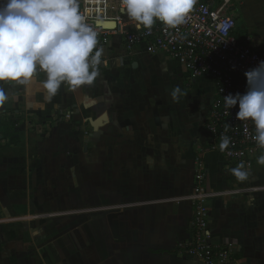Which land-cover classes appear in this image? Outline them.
Returning <instances> with one entry per match:
<instances>
[{
  "label": "crops",
  "instance_id": "0c3cea01",
  "mask_svg": "<svg viewBox=\"0 0 264 264\" xmlns=\"http://www.w3.org/2000/svg\"><path fill=\"white\" fill-rule=\"evenodd\" d=\"M229 10L264 55V0H230ZM101 59L91 84L62 86L51 101L42 74L30 85L0 82L8 97L0 116L17 122L16 141L0 135V264L37 263L29 249L44 246L40 238L48 264L51 250L66 254L87 241L97 264H198L171 250L190 236L191 209L181 197L191 191L199 154L206 187L217 193L208 201L214 242L231 245L239 255L233 264H264V166H244L249 178L241 182L231 172L239 164L209 149L212 79L190 80L164 53L128 51L117 37ZM96 118L102 123L94 130L88 120ZM78 206L95 208L55 221ZM58 226L79 232L41 237Z\"/></svg>",
  "mask_w": 264,
  "mask_h": 264
},
{
  "label": "built area",
  "instance_id": "2783aa9c",
  "mask_svg": "<svg viewBox=\"0 0 264 264\" xmlns=\"http://www.w3.org/2000/svg\"><path fill=\"white\" fill-rule=\"evenodd\" d=\"M229 4L230 0H196L185 21L174 28L157 21L150 29H137L135 24L130 27L125 21L120 0H78L85 22L98 33V49L110 46L111 38L117 37L128 51L137 46L149 54L164 53L184 68L190 80L199 76L211 78L213 98L204 121V128L212 137L209 149L219 152L228 162L249 167L264 149L252 138V122L237 120L238 105L227 110L223 96L244 93L245 71L256 67L264 55L255 50L247 36H237ZM101 22L113 26H103ZM103 61L100 58V63ZM37 73L44 76L41 71ZM222 136L230 140L224 151L219 147ZM216 195L206 187V170L199 154L195 158L191 191L181 197L191 209L190 236L174 246L173 255L198 264L235 263L231 245L217 244L211 235L208 201Z\"/></svg>",
  "mask_w": 264,
  "mask_h": 264
},
{
  "label": "clouds",
  "instance_id": "9594fccd",
  "mask_svg": "<svg viewBox=\"0 0 264 264\" xmlns=\"http://www.w3.org/2000/svg\"><path fill=\"white\" fill-rule=\"evenodd\" d=\"M195 2L120 0V6L137 29H150L157 21L174 28L185 21ZM97 45L98 33L85 22L78 0H0V82L30 85L41 71L44 79L40 84L45 99L51 101L62 86L75 89L94 81L102 55ZM244 75L246 91L223 96L224 107L231 110L238 105L236 119L252 122V138L264 149V60ZM171 95L178 100L181 89L175 88ZM7 98L0 89V103ZM229 143L222 136L220 150ZM257 163L264 166V153ZM231 172L238 181L249 178L243 164Z\"/></svg>",
  "mask_w": 264,
  "mask_h": 264
},
{
  "label": "rangeland",
  "instance_id": "374dc122",
  "mask_svg": "<svg viewBox=\"0 0 264 264\" xmlns=\"http://www.w3.org/2000/svg\"><path fill=\"white\" fill-rule=\"evenodd\" d=\"M234 5L236 6V3H234ZM83 206V205H82ZM83 209H86L88 208H95L94 206H90V207H82ZM82 208H79V206L73 210H67L68 211V214H64V215H61V216H58V218L55 220L56 222L57 221H60V220H63L64 218H68V219H71L73 220L75 217H77L78 215L77 214H80L78 213L79 210H82ZM88 212H92V211H88ZM84 213H87V212H84ZM38 220H45V219H42V217H40ZM75 221H79V219H75ZM45 223V221H42V223ZM75 226L74 224H71V226ZM44 226V225H43ZM42 226V227H43ZM40 227V228H42ZM68 227H62V226H58V229H54L52 231H49L48 234H45V235H42L41 237L44 236L45 237H50V239L53 240V238H55V240L57 241V239H60V238H65L66 235H69V233H72V236H76L77 233L79 232L76 228H72L71 231L73 232H68ZM70 230V229H69ZM42 239L43 238H40L41 240V245H44L40 248H37L36 249H29V254H31V252L34 253V256L38 258V261L37 263H33V264H48L47 263V254L49 253H46V250L48 247L46 246H49L47 244V241H46V238H45V244L42 243ZM88 240H90V238H88ZM86 241V239H85ZM75 244V243H74ZM76 245V244H75ZM95 244L92 243V242H81V244H79V247H72L70 251H68L66 254L65 253H62V250L60 248H56L55 250H51V253H54V258H55V261L53 264H97L98 261H97V254H96V251H95ZM72 246H73V241H72ZM52 248V246H51ZM61 253V255H60ZM64 256H66L64 258ZM47 260V261H46Z\"/></svg>",
  "mask_w": 264,
  "mask_h": 264
},
{
  "label": "trees",
  "instance_id": "16d2710c",
  "mask_svg": "<svg viewBox=\"0 0 264 264\" xmlns=\"http://www.w3.org/2000/svg\"><path fill=\"white\" fill-rule=\"evenodd\" d=\"M238 37H243L245 34L237 29L236 31ZM47 119H50V117H47ZM16 121L12 119L10 116H7L6 114H2L0 116V126L2 127V132H0L1 138H12L13 141H16L15 137V125ZM233 258H239L238 254H233Z\"/></svg>",
  "mask_w": 264,
  "mask_h": 264
},
{
  "label": "water",
  "instance_id": "95a60500",
  "mask_svg": "<svg viewBox=\"0 0 264 264\" xmlns=\"http://www.w3.org/2000/svg\"><path fill=\"white\" fill-rule=\"evenodd\" d=\"M88 121L94 130L97 129V127L102 123L100 118H96L95 120L89 119Z\"/></svg>",
  "mask_w": 264,
  "mask_h": 264
},
{
  "label": "bare ground",
  "instance_id": "6f19581e",
  "mask_svg": "<svg viewBox=\"0 0 264 264\" xmlns=\"http://www.w3.org/2000/svg\"><path fill=\"white\" fill-rule=\"evenodd\" d=\"M100 24L103 25V26H107V27H109V26H113L112 23L101 22Z\"/></svg>",
  "mask_w": 264,
  "mask_h": 264
}]
</instances>
